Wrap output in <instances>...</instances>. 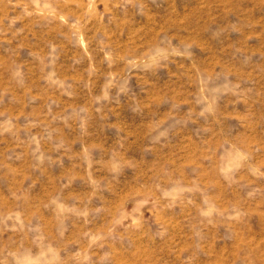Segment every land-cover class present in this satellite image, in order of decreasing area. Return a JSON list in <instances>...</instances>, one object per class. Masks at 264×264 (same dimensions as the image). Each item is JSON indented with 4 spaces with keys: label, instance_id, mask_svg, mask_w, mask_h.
Segmentation results:
<instances>
[{
    "label": "rangeland",
    "instance_id": "rangeland-1",
    "mask_svg": "<svg viewBox=\"0 0 264 264\" xmlns=\"http://www.w3.org/2000/svg\"><path fill=\"white\" fill-rule=\"evenodd\" d=\"M0 264H264V0H0Z\"/></svg>",
    "mask_w": 264,
    "mask_h": 264
}]
</instances>
